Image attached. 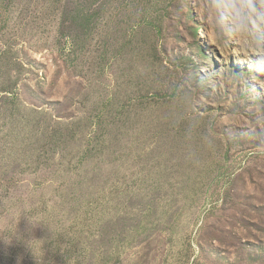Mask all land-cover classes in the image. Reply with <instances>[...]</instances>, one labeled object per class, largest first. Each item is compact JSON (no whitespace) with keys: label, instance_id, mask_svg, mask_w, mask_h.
<instances>
[{"label":"rangeland","instance_id":"374dc122","mask_svg":"<svg viewBox=\"0 0 264 264\" xmlns=\"http://www.w3.org/2000/svg\"><path fill=\"white\" fill-rule=\"evenodd\" d=\"M0 264H264V0H0Z\"/></svg>","mask_w":264,"mask_h":264}]
</instances>
